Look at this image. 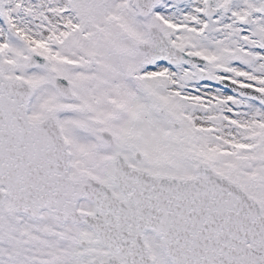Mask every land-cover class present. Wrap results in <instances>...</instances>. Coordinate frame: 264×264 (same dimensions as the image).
I'll return each instance as SVG.
<instances>
[{
  "label": "snow or ice",
  "instance_id": "6c2138e0",
  "mask_svg": "<svg viewBox=\"0 0 264 264\" xmlns=\"http://www.w3.org/2000/svg\"><path fill=\"white\" fill-rule=\"evenodd\" d=\"M0 264H264V0H0Z\"/></svg>",
  "mask_w": 264,
  "mask_h": 264
}]
</instances>
